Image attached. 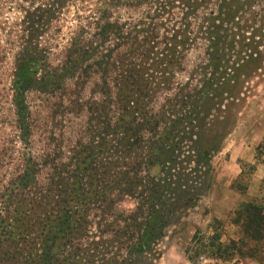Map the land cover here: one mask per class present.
Wrapping results in <instances>:
<instances>
[{
  "label": "trees",
  "instance_id": "16d2710c",
  "mask_svg": "<svg viewBox=\"0 0 264 264\" xmlns=\"http://www.w3.org/2000/svg\"><path fill=\"white\" fill-rule=\"evenodd\" d=\"M25 1L10 84L20 142L29 144L28 92L54 94L94 69L102 100L88 108V141L54 168L46 193L24 196L37 185L30 157L8 184L0 264H149L165 231L211 187L212 157L229 134V113L241 106L243 79L261 70L264 0H141L143 18L111 21L102 13L92 39L86 31L73 37L58 67L39 40L70 0ZM198 48L203 63L178 79ZM262 146L256 160L264 165ZM123 199L133 209L114 211ZM93 211L115 224L107 239L90 235ZM234 215L237 240L215 233L188 260L253 259L264 240L263 206L243 202Z\"/></svg>",
  "mask_w": 264,
  "mask_h": 264
},
{
  "label": "rangeland",
  "instance_id": "374dc122",
  "mask_svg": "<svg viewBox=\"0 0 264 264\" xmlns=\"http://www.w3.org/2000/svg\"><path fill=\"white\" fill-rule=\"evenodd\" d=\"M134 1L70 0L39 40V47L47 51L50 67L62 64L70 40L78 33L86 31L88 34L84 38L92 39L91 35L96 28L94 21L99 20L102 13L106 12L111 21L118 19L132 22L143 18L145 4L139 0V5L131 7ZM29 6L31 4L25 0H0V201L10 181L21 173L24 159L28 157L36 167L37 185L24 193V196L46 193L54 168L58 170L61 165L67 164L76 146L88 141V108L102 100L100 78L94 69L66 81L62 90L54 94L28 92L26 103L29 108V144L25 147L20 142L10 84L14 59L23 37L22 10ZM262 20L264 24V17ZM259 51L262 53V62L259 64L261 70L243 79V83H246L241 106L229 113L228 118L232 122L229 134L220 151L212 157L214 176L210 189L196 207L180 216L165 231L156 247L158 256H153L149 264H264V240L256 248L253 259L234 255L226 263L214 257H197L192 262L187 258L188 255L193 256L196 248L202 249L201 245L206 243V238L215 233L221 234L222 242L240 237L238 228L232 221L235 210L241 203L249 200L247 187L253 172L250 166L253 165L245 163L239 157L243 148L250 146L254 140V130L264 131V41ZM202 63V49L192 50L185 61L186 73L179 75L178 79L185 81L187 73ZM158 103L160 99L155 102V107ZM91 125L94 126V123ZM260 145L263 146L259 159H263L264 140L258 146ZM257 147L255 156L258 153ZM260 192H264V180ZM255 198L254 202L262 205L264 210V195ZM133 207V201L123 199L114 205V211L128 213ZM89 215L90 235L103 239L110 237V230L115 226L113 223L109 224L112 220L95 211ZM189 247L191 252L188 253Z\"/></svg>",
  "mask_w": 264,
  "mask_h": 264
},
{
  "label": "crops",
  "instance_id": "0c3cea01",
  "mask_svg": "<svg viewBox=\"0 0 264 264\" xmlns=\"http://www.w3.org/2000/svg\"><path fill=\"white\" fill-rule=\"evenodd\" d=\"M252 134V136H255L254 140L250 143V146L246 145V147L243 148L239 157L240 160L254 166V170L247 187V197L249 199L247 202L254 201L257 196L264 195V192L263 194L260 192V186L264 180V165L262 162L256 160V156L254 155L256 147L262 140H264V131L254 130Z\"/></svg>",
  "mask_w": 264,
  "mask_h": 264
}]
</instances>
